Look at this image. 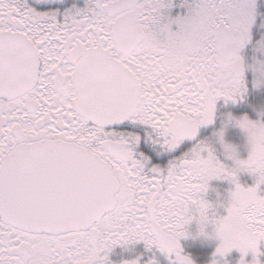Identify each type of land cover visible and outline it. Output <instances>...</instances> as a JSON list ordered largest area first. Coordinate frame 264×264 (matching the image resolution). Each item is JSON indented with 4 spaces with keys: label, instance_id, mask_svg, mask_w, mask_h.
<instances>
[{
    "label": "snow or ice",
    "instance_id": "1",
    "mask_svg": "<svg viewBox=\"0 0 264 264\" xmlns=\"http://www.w3.org/2000/svg\"><path fill=\"white\" fill-rule=\"evenodd\" d=\"M171 6L86 0L59 13L0 0V264H112L114 246L137 241L170 264H193L180 226L213 177L248 201L239 215L251 232L215 253L235 248L245 264L251 251L249 264H261L257 186L264 182L242 188L237 169L207 143L187 150L182 143L212 123L217 98L235 101L245 90L239 51L250 39L254 4L193 0L187 15L162 23ZM236 123L264 132V123L246 116ZM140 125L150 130L147 149L172 154L166 167L134 152ZM208 162L215 167L202 177ZM248 163L255 167L251 157ZM145 264L159 261L153 255Z\"/></svg>",
    "mask_w": 264,
    "mask_h": 264
},
{
    "label": "flooded vegetation",
    "instance_id": "2",
    "mask_svg": "<svg viewBox=\"0 0 264 264\" xmlns=\"http://www.w3.org/2000/svg\"><path fill=\"white\" fill-rule=\"evenodd\" d=\"M192 2L193 0H186V2L184 0H172V6L162 10L161 22L167 23L169 19L187 15L189 13L188 5ZM27 3L41 11L56 9L59 13H63L73 7H85L86 0H27ZM252 3L254 4V21L249 29L250 39L239 51L244 64L245 90L235 101H226L223 97L217 98L212 123L197 127L195 138L188 139L186 137L182 141L186 145V150L191 148L197 140L204 141L214 150L216 158L230 168H232L233 159L224 156V144L218 141L220 132H225L223 136V140H227L225 144L234 148L235 159L248 161L251 157L254 163L257 162L258 158L264 160V148L261 151L254 149L249 142L246 130L240 128L236 123L242 116H246L250 120L251 116L264 113L262 104L264 72L261 71L263 67L252 59L255 51L264 49V0H252ZM170 28L172 31H176L178 25L172 23ZM139 131L141 142L133 149L134 152H145L149 155L151 164H157L162 168L166 167L168 161L173 158L172 154L160 149L159 146H154L152 150L147 149L146 145L149 142L144 137L150 133V130L146 126L140 125ZM261 145H264V142H261ZM252 175L255 174L249 169L237 170V180L242 188L251 187L255 184L248 180V176ZM257 187L258 194L264 195V183ZM233 190L238 192L235 185L231 184L229 180L213 177L207 181L203 198L212 205V209H210V212H214L212 219L218 217L221 222L227 221L229 216L228 196ZM242 219L245 220L246 217H242ZM185 229L186 234L179 238V243L183 253L192 259L193 264H209L213 259L216 264H239L241 253L235 248L222 257L213 255L220 241L215 236L211 223L205 227V235H193L196 231L195 219L191 220ZM257 247L260 253L257 259L261 264H264V239L258 241ZM153 255L159 264H170L164 254L159 253L154 248L152 250L147 249L143 241L133 242L125 246H114L108 253V259L112 264H122L123 261L130 259H138L139 264H145V261ZM243 259L245 264H249L253 259L252 252L248 251Z\"/></svg>",
    "mask_w": 264,
    "mask_h": 264
},
{
    "label": "clouds",
    "instance_id": "3",
    "mask_svg": "<svg viewBox=\"0 0 264 264\" xmlns=\"http://www.w3.org/2000/svg\"><path fill=\"white\" fill-rule=\"evenodd\" d=\"M229 119H231L229 117ZM246 132L248 134L249 142L253 146H259L261 142H264V132L257 128L255 123H248L246 126ZM223 144V141L221 140ZM224 147V156L233 159L232 168L234 169H249L255 176L256 181L264 182V160L258 158L253 168L248 161H241L235 159L232 149L223 145ZM215 165L211 162H208L204 169L201 170L200 175L206 177L211 174ZM205 191V190H204ZM204 191H202L201 196L198 198L197 202L192 205H188L185 208L184 219L180 226V231L183 235L186 234L185 226L193 219L196 221V231L193 233L194 236L205 235V227L211 223L213 225V231L215 236L219 239L220 243H223L224 240L230 239L233 241L241 242L249 239L251 232L249 226L244 222L242 217L239 215V209H242L247 206L248 201L242 198L241 194L233 190L228 196L227 208L231 210L226 222H221L220 218L212 219L214 212H210L212 209L211 203L203 198ZM160 239L159 234L153 235V240L158 241ZM218 245V246H219ZM94 255V250H89V256ZM214 256L219 255L214 253ZM220 256V255H219ZM136 259L125 260L128 264H132ZM209 264H216V261L213 259Z\"/></svg>",
    "mask_w": 264,
    "mask_h": 264
},
{
    "label": "rangeland",
    "instance_id": "4",
    "mask_svg": "<svg viewBox=\"0 0 264 264\" xmlns=\"http://www.w3.org/2000/svg\"><path fill=\"white\" fill-rule=\"evenodd\" d=\"M252 59L258 62L264 68V49L255 51ZM262 104L264 106V83H263ZM250 118H251L250 120L252 121H259L260 123H264V113L263 114L259 113L257 115L251 116ZM224 135L225 132H220L218 135V141L221 143L222 140L223 144H225L227 141V140H223ZM253 147L254 149H258L259 151H261L264 148V145L260 144L258 147L257 146H253ZM248 180L249 182L256 183V176L255 175L248 176Z\"/></svg>",
    "mask_w": 264,
    "mask_h": 264
}]
</instances>
